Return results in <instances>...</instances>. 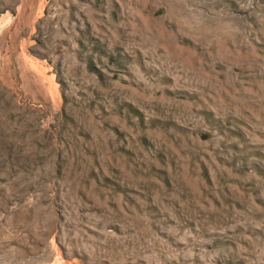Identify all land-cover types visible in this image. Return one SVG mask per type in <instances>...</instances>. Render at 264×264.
<instances>
[{
  "label": "rangeland",
  "instance_id": "rangeland-1",
  "mask_svg": "<svg viewBox=\"0 0 264 264\" xmlns=\"http://www.w3.org/2000/svg\"><path fill=\"white\" fill-rule=\"evenodd\" d=\"M0 264H264V0H0Z\"/></svg>",
  "mask_w": 264,
  "mask_h": 264
}]
</instances>
